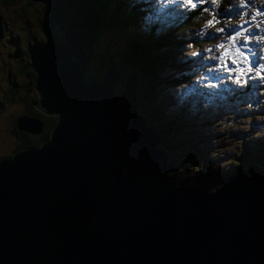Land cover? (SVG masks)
I'll return each instance as SVG.
<instances>
[{
  "label": "water",
  "instance_id": "95a60500",
  "mask_svg": "<svg viewBox=\"0 0 264 264\" xmlns=\"http://www.w3.org/2000/svg\"><path fill=\"white\" fill-rule=\"evenodd\" d=\"M27 1L46 7L45 40L28 55L32 104L56 120L47 139L0 159V264H264L263 168L210 190L177 183L137 114V72L113 91L123 65L104 52L101 79L85 80L100 24L92 1ZM16 127L41 122L20 115Z\"/></svg>",
  "mask_w": 264,
  "mask_h": 264
},
{
  "label": "rangeland",
  "instance_id": "374dc122",
  "mask_svg": "<svg viewBox=\"0 0 264 264\" xmlns=\"http://www.w3.org/2000/svg\"><path fill=\"white\" fill-rule=\"evenodd\" d=\"M157 1V5L154 4L155 16H150L152 20L147 25V31H153L158 34L157 30L160 28H166L171 22L177 23L178 20L187 17L189 12L181 11L180 17L176 18L174 16V10L177 7L191 8L190 5H180L179 0L176 3H172L171 0H154ZM198 0H192L194 3ZM34 8H40L38 5H32ZM229 12L223 13L222 11H217L214 13L216 18L215 24L207 26L206 21L208 16L201 21V26L199 30H190L187 28L185 32L180 34L174 33L173 29L167 30L164 32V36L170 35L174 39L180 40L178 46L175 47L176 57L184 60L189 54L197 53L199 56V61H197L199 69V74L196 81L192 82L190 88H184L177 84L175 87L169 85L165 89H162V92H170V103L167 105L168 112L173 115L177 114V110L181 109L184 115V122L191 118L192 116L198 115L201 111L208 112L210 104H205L204 100L209 96V93L214 90L218 91L220 94L214 99L217 103L215 107H211V113L208 119L204 121V118L201 117L199 126L196 124L188 122L183 124L182 131L185 132L183 137H191L192 135H203L199 136V141L194 142V144L189 143L186 146H183L182 149L178 150L175 153L176 158L182 159L185 161V167L183 169L181 166H176L179 171H185L184 174L187 175L186 179H192V182H198L200 184H207V187L210 189L213 186L217 185L219 182V177H212L214 171H223L227 168L232 167V162L230 158L234 155L236 151L237 144L240 140H247L250 144L260 142L262 147H264V121L261 117L251 109L252 105L249 104H238L234 103L230 105L226 99L229 95L227 90H232L243 84L245 77H251L249 70L247 71L244 66H247L245 63H242L244 60L240 59L239 54H236L231 50L230 55H235L237 59H240L239 69L237 65L232 63V60L228 57L225 58L228 69H237L235 71H228L223 67L222 61L217 59H211L212 56L219 57L221 53L225 51V48L229 47V44H225V48H217V45L221 41H227L229 36L235 35V31L240 30L241 27L247 29L244 34L237 38L238 44H243L244 37L248 38V48L242 49L249 60L252 56V53H255L256 59H261L264 62V0H246L244 2L239 0H228L227 4ZM26 11L23 12L22 9ZM170 8V9H169ZM108 9V8H107ZM114 11H116L114 9ZM111 10V15L114 18L117 15ZM41 11L29 9L23 6L22 0H14L12 2H4L0 0V29L1 32H4L6 39L3 44L0 43V84L3 80H8L11 86H14L11 83V70L13 67V55L14 49L17 50L20 48H27L29 38H37L38 30L36 27L30 25L34 13L40 14ZM107 10L100 13L101 22L98 27L102 26L107 19ZM163 14L165 15L164 17ZM232 18L233 22L228 18ZM253 17L255 19L253 20ZM211 20L212 18L209 17ZM247 21L248 23H244ZM154 24V25H153ZM29 25V28L23 26ZM111 29L105 34L104 39L101 43H112L115 50L117 46L120 45V48L124 50V45L128 41L127 35L122 34L121 28L117 27L116 24L110 21ZM153 26V28H151ZM177 25L176 27H178ZM259 28V31H252V28ZM223 28V32L217 31L218 29ZM195 33V39L197 43L192 46L187 44L189 37ZM212 34L209 36L208 34ZM25 36V37H24ZM23 39L20 40V38ZM19 39L17 46H14L15 40ZM19 45V46H18ZM92 56L94 54V48ZM211 49V51H207ZM90 56L88 57L89 62ZM127 58L124 55L119 60L120 66L126 67ZM117 68H119L118 60H116ZM219 63L220 66L215 67ZM107 66V63L104 64V68ZM6 70V72H5ZM242 70L244 75L240 77V81L237 82L235 77L238 75L239 71ZM183 73V70H178L174 75L179 76ZM92 74V69L87 71V76ZM19 78L16 79L18 85V91L21 92L23 87L21 86L22 78L18 75ZM219 81V82H218ZM183 83V82H182ZM196 86V87H192ZM123 87V86H122ZM113 91L117 90L113 88ZM122 90V88H121ZM226 90V91H225ZM180 93L184 95L193 94L194 99H197L196 102H193L190 106L180 107L186 101H180ZM0 94L4 95V92L0 88ZM176 94V95H174ZM224 96V97H223ZM245 99L241 100L244 101ZM7 99L4 100V103L0 105L3 106L7 103ZM253 101H263L264 103V94H259L256 96ZM15 107L14 104H10L9 111L13 110ZM1 109V108H0ZM1 112V110H0ZM143 112V111H140ZM10 114L9 116H11ZM169 119H172L169 118ZM199 120V119H198ZM205 122V123H204ZM188 124V125H187ZM159 135L158 145L160 143L161 134ZM15 137L10 133L9 128H2L0 124V155L7 154L12 148H14ZM163 147V145H162ZM166 149L165 147H163ZM167 150V149H166ZM168 152V150H167ZM242 166L240 168H243ZM174 168V169H175Z\"/></svg>",
  "mask_w": 264,
  "mask_h": 264
},
{
  "label": "trees",
  "instance_id": "16d2710c",
  "mask_svg": "<svg viewBox=\"0 0 264 264\" xmlns=\"http://www.w3.org/2000/svg\"><path fill=\"white\" fill-rule=\"evenodd\" d=\"M8 1L12 2L13 0ZM91 1L95 4L97 9H99L100 13L104 12V10L108 11V25H110L111 21L119 28H122L124 24H128L131 27V32L127 35L128 41L124 45L123 51L125 52L124 55L128 59L126 62V66L128 67H125V69H135L138 74L139 108L141 111L145 112L147 123L156 127L160 132V143L168 150V159L173 162L174 168L179 165L183 169H187L185 167L184 160L176 158L175 161V153L182 149L183 146H186V144H194V142L199 140V136L192 135L189 138L183 137L185 132L182 131L181 127L183 124L186 125L188 121L191 122V120H193V124H196V127L199 126L198 124L201 122L200 118L203 117V115L200 116L198 114L199 117L197 115L196 117L192 116L184 122L185 114L181 109H178L176 115L171 114L168 116L164 112L167 106L166 100L168 99V95L162 93V85L186 82L189 79V74H180L179 76H176L174 73L178 70L186 71L193 61L187 59L180 60L177 58L175 55V47L179 45L180 40L174 39L172 33L166 36L163 34L165 31L171 29H173V32L177 34L185 32L187 28L193 30L198 26V21H202L205 16H208L206 21V24L208 25V21L210 20L209 17L212 18L211 20H216L214 13L219 10L225 12L223 6L226 4V2H224V0H213L209 2V4L203 3L205 6L203 9L192 10L189 12L182 23H176V21H173L168 25V27L157 30L158 34L150 31V35H144L139 31L137 23H134L135 18L136 20L138 19L137 12L134 10V17L133 10L130 11L127 9L125 0ZM32 5H38L40 8H34ZM31 6L34 10L39 11L44 8V5L41 3H32ZM114 9L116 11H114ZM205 9L207 10L205 11ZM111 10L115 13L117 12V15H115L114 18L111 15ZM213 24H215V22ZM177 25L179 26L176 27ZM196 43L197 39H195V36L191 35L187 41V44L194 46ZM262 66V61L259 59L253 60L251 58L249 60L246 67H251V77L255 78L247 80L243 87H239L238 91L234 92L233 95L228 99V102L230 105L234 103H245L252 105L251 109L253 112L257 111L256 113L262 118L261 120L264 121L263 101H253L256 96H259V94H264V68ZM257 70H259L261 73L259 76L256 75ZM214 97L216 96L214 95ZM243 99L245 100L241 101ZM187 103H189L188 100ZM209 103L212 107L216 106L214 100L209 101ZM10 104L15 105L12 111L7 109L9 108ZM182 107H184V103ZM17 108L18 104L13 102L11 99H9L5 105L1 106L0 124H2V128H9L10 133L16 138V141L14 148H12L7 154L0 155V159L10 156L14 150H17L21 147H35L39 144L38 142H32L30 138L24 134H21L17 127L14 126V122L18 116L27 115L25 113H19V109ZM10 114L12 115L9 116ZM210 114L212 115L213 113H211V110L209 109L208 113L204 115V121L208 119ZM171 117L172 119H169ZM181 117L183 118L182 120ZM200 137H203V135ZM258 143L260 142H257V144H250L247 140H240L237 144L234 155L230 158L233 166L223 171H214L212 177L215 178L218 176V182H220L230 171L245 165L247 166L251 163H258L264 169V147L260 145L261 143ZM184 172V170L182 172L179 171L178 168H175L168 174H174L177 183H181L185 180H192L186 179L187 175H185ZM262 173H264V170ZM195 183L200 190H203L204 188L209 189L207 184H200L198 182Z\"/></svg>",
  "mask_w": 264,
  "mask_h": 264
},
{
  "label": "flooded vegetation",
  "instance_id": "af4514ba",
  "mask_svg": "<svg viewBox=\"0 0 264 264\" xmlns=\"http://www.w3.org/2000/svg\"><path fill=\"white\" fill-rule=\"evenodd\" d=\"M3 1L10 2L8 0H3ZM44 10L45 9L43 8L40 14L35 13V16L33 19V23L35 24L36 29L38 30V37L36 39L25 37V36H24L25 38L23 37L25 40L28 39V43L35 44L37 42H41L44 39V36L41 33V28H40L41 20L43 18V15L45 14ZM22 11L24 10L22 9ZM110 29L111 27L109 25H106V26L101 27L95 32L94 42H93V48H94L93 56L91 53L92 74L90 76V79H93L96 76V74H98L100 71H104L105 61L102 60V56L104 52L112 54L115 60H118V61L125 54V52L120 48V45L117 46V50H115L112 43H109V44L101 43V41L105 37V34ZM4 34L5 33L1 32V29H0V43L1 44H3V42L6 41V39H4L5 37ZM22 39L20 38V40ZM18 43H19V39L17 38L15 40L14 46L15 45L17 46ZM19 49L20 50H17L16 47L14 49L13 67H11L12 68L11 83L14 86H11L8 80L2 81V83L0 84V88L4 92V95L0 94V105L4 103L5 99L7 100L11 99L13 102H16L18 104L17 109H19V113H25L29 117H34L40 120L41 129L38 132L18 130L19 132H21V134H24L25 136L30 138L32 142L40 143L44 141L45 139H47V137L49 136V131L52 128L53 124L55 123L56 116L51 115V114H45L32 104V102H35V99L37 98V93H36L35 88L33 87L34 72L29 66V56H28L29 49L25 47L24 48L19 47ZM107 66H108V63H107ZM125 74H126L125 70L121 69L119 74L117 75L118 83H121L123 81ZM18 75H20L22 78L21 86L23 87V90L21 92L18 91V85L16 83V79L19 78ZM14 126H16V120L14 122Z\"/></svg>",
  "mask_w": 264,
  "mask_h": 264
},
{
  "label": "clouds",
  "instance_id": "9594fccd",
  "mask_svg": "<svg viewBox=\"0 0 264 264\" xmlns=\"http://www.w3.org/2000/svg\"><path fill=\"white\" fill-rule=\"evenodd\" d=\"M211 1H213V0H198V1H195L194 3L197 5V7H195V8H183V7H177V9H175L174 10V16L176 17V18H178V17H180V16H182L181 15V11L180 10H183V11H186V12H191L192 10H200V9H203L205 6H204V4L203 3H205V4H209V2H211ZM239 1H242V2H244V1H246V0H239ZM27 2H30V3H27ZM125 2H126V7H127V9H129L130 11L131 10H133V12H134V17H135V11L137 12V16H138V19L136 20V18H135V20H134V23H137V25H138V29H139V31L142 33V34H144V35H150V33H149V31H147L148 29H147V25L149 24V22H151L152 20L150 19V16H155L154 14H155V11H154V4H156L157 5V1H154V0H125ZM224 2H226V4L223 6V9H224V11L225 12H223V13H226V12H229L230 11V9H228V7H227V4H228V0H224ZM22 3H23V6L24 7H26V8H29V9H33V7L31 6V4L32 3H41V2H32V1H27V0H22ZM93 3V2H92ZM41 4H43V3H41ZM94 4V3H93ZM44 5V4H43ZM94 6H95V4H94ZM95 8L97 9V7L95 6ZM44 11H45V14L43 15V18L46 16V7H45V5H44ZM170 9V8H169ZM23 12H25L26 10L23 8ZM34 10V9H33ZM98 10V12H99V17H100V11H99V9H97ZM135 10V11H134ZM220 11V10H219ZM34 16H35V13H34ZM165 15L163 14V16L162 17H164ZM42 18V19H43ZM186 17H184L183 19H181V20H178L177 21V23H182V21L185 19ZM33 19H34V17H32V19H31V21H30V25L31 26H34V27H36L35 26V24L33 23ZM229 20H231L232 22H233V19L232 18H228ZM100 22H101V18H100ZM105 23L102 25V26H100V27H97L96 28V30H95V32L98 30V29H100L101 27H103V26H106V25H108L107 24V21H104ZM199 22V24H198V26L195 28V29H193V30H199V28H200V26H201V21H198ZM41 24V23H40ZM154 25V24H153ZM23 26H25V27H27V28H29V25H23ZM153 27V26H152ZM255 29H253L252 28V31H259V28H256V27H254ZM30 29V28H29ZM121 31H122V34H124V35H127V34H129L130 32H131V27L128 25V24H124L123 25V27L121 28ZM95 32L93 33V42H94V36H95ZM147 32V33H146ZM41 33L43 34V36H44V39L41 41V42H37V43H35V44H32V43H27V48L30 50V47H32V46H34V45H39V44H41L44 40H45V35H44V33H43V31L41 30ZM56 34H59V33H56ZM193 36L195 35V33H193L192 34ZM92 47H93V43H92ZM93 52V50L91 49V51H89V56H90V59H89V62H88V65H87V68L84 70V77H85V80L86 81H89V80H91L90 79V76H87V71H89L90 69H92V66H91V53ZM237 54V53H236ZM252 59H253V57H251ZM250 58V59H251ZM187 60H192L193 61V64H198L197 63V61H199V56L198 55H193V53L191 54V58H186ZM240 59H242L241 57H240ZM240 59H238V60H240ZM249 59V60H250ZM20 60V59H19ZM181 60V59H180ZM194 60H196V63H194ZM249 60H244L242 63H245L246 65H248V62H249ZM253 60H256V58L255 59H253ZM259 60H261V59H259ZM262 61V60H261ZM13 63V62H12ZM118 64H119V67H121L120 66V63H119V61H118ZM182 64V63H181ZM262 64H263V66H264V62L262 61ZM115 67L117 68V63H116V60H115ZM126 67H128V66H126ZM245 67V69L248 71V67H246V66H244ZM264 68V67H263ZM122 69H124L125 70V72H126V70H129V68H126L125 69V67H122ZM133 70V69H132ZM135 70V69H134ZM187 71V70H186ZM186 71H183V72H186ZM102 74H103V71H100L98 74H96V76L93 78V79H101V77H102ZM183 74V73H182ZM249 74L252 76V74H251V72L249 71ZM98 76V77H97ZM126 77H127V74H125V76H124V79H123V81L121 82V83H118L117 81H118V79H116L115 80V82H114V85H113V88H118L117 89V91H115V92H119L120 90H121V88H122V86H123V84H124V81H125V79H126ZM247 78V79H246ZM251 78L250 77H245L244 78V80H243V84L241 85V86H239V87H243L244 85H245V83H246V81L247 80H250ZM219 82V81H218ZM33 83H34V81H33ZM181 83V85L180 86H183V83L182 82H178V83H176V84H168V85H162V88H161V90L162 89H165L167 86H169V85H171V86H173V87H175L177 84H180ZM117 84H118V86H117ZM184 87V86H183ZM239 87H237V88H233L232 90H227L228 91V93H229V95H227L228 97L226 98V99H224V100H226L227 102H228V99L233 95V93L234 92H236V91H238V88ZM185 88V87H184ZM226 91V90H225ZM162 93H164V92H162ZM166 95H168V99L166 100V103H167V105L170 103V101H171V99H170V92H168L167 91V93H165ZM174 95H176V94H174ZM179 99H180V101H184V100H186V102H184V107H186V105H191L193 102H196L197 101V99H194V97H192V95L190 94V95H184L183 93H180V95H179ZM212 98H216V97H212V96H207V98L204 100V103L205 104H210L209 103V101H213L214 99H212ZM37 99V98H36ZM36 99H35V101H36ZM187 100L189 101V103H187ZM215 101V100H214ZM215 103H216V101H215ZM216 105H217V103H216ZM183 105H180V107H182ZM211 107L212 106H210L209 108H207L208 110L210 109L211 110ZM138 109H137V113L138 112H140L141 110H140V108H139V105H138V107H137ZM165 114L166 115H171V113L170 112H168V108H167V106H166V108H165ZM177 112H178V110H177ZM141 113H143V115L145 116V125H147V126H151V127H154V126H152V125H150L149 123H147V117H146V115H145V112L143 111V112H141ZM206 113H208V112H204V111H201V113L199 114L200 116L201 115H203V118H204V115L206 114ZM51 115H54V114H51ZM199 115H197L198 117H199ZM56 116V115H55ZM194 117H196V115L194 116ZM197 117V118H198ZM183 118L181 117V120H182ZM190 123H193V120H191V122H189L188 121V124H190ZM154 128H156V127H154ZM157 129V128H156ZM157 131H158V129H157ZM158 133H159V131H158ZM197 136H201V135H197ZM199 141V140H198ZM162 146V145H161ZM168 153V152H167ZM168 158H169V155H168ZM168 161H170L169 159H167ZM172 162V161H171ZM251 164H253V163H251ZM258 164V163H257ZM260 165V164H259ZM246 166V165H245ZM248 166V165H247ZM261 166V165H260ZM262 167V166H261ZM240 168V167H239ZM239 168H237V169H239ZM236 170V169H235ZM264 170V169H263ZM234 171V170H233ZM233 171H230L229 173H231V172H233ZM228 173V174H229ZM227 174V175H228ZM226 175V176H227ZM225 176V177H226ZM225 179V178H224ZM184 183H189V182H192L191 180H185V181H183ZM182 182V183H183ZM221 182V181H220ZM219 182V183H220ZM192 183H194L195 185H196V183L195 182H192ZM218 183V184H219ZM217 184V185H218ZM197 186V185H196ZM198 187V186H197Z\"/></svg>",
  "mask_w": 264,
  "mask_h": 264
},
{
  "label": "snow or ice",
  "instance_id": "6c2138e0",
  "mask_svg": "<svg viewBox=\"0 0 264 264\" xmlns=\"http://www.w3.org/2000/svg\"><path fill=\"white\" fill-rule=\"evenodd\" d=\"M172 3H176L177 0H171ZM179 4L180 5H190L192 8H195L197 7V5L195 3L192 2V0H179ZM207 9H205L206 11ZM255 19V17H253V20ZM216 22L215 20H209L208 21V25L207 26H211L213 25V23ZM244 23H248L247 21H245ZM217 31L219 32H223L224 29L221 28V29H218ZM247 31V29H244L243 27H241L240 30H237L235 31V35H232V36H229L228 37V40L227 41H221L220 44L217 45V48H225V44H229L230 45V48H225V51L223 53L220 54L219 57H216V56H212L211 59H217L219 61H222L224 62L223 63V67L228 70V71H235L237 69H239V65H240V62L237 57L235 55H230V52H231V49H235V53L239 54V56L243 59V60H247V57L245 56V53L242 51V49H247L248 48V38L247 36L244 37V43L243 44H238L237 43V38L242 36L244 34V32ZM209 36H211L212 34H208ZM207 51H211V49H208ZM193 55H197V53H193ZM252 56H253V59H255V56L256 54L255 53H252ZM228 57L232 60V63L234 65H237V69H228L227 67V63H226V60L225 58ZM220 66V65H218ZM264 67V66H262ZM249 71H251V67H249L248 69ZM261 73L259 70H257L256 72V75L259 76ZM244 75L243 71L240 70L238 75L235 77L236 81L239 82L240 81V77ZM252 79H254L255 77H250Z\"/></svg>",
  "mask_w": 264,
  "mask_h": 264
},
{
  "label": "bare ground",
  "instance_id": "6f19581e",
  "mask_svg": "<svg viewBox=\"0 0 264 264\" xmlns=\"http://www.w3.org/2000/svg\"><path fill=\"white\" fill-rule=\"evenodd\" d=\"M96 17H94V19H95ZM84 53H86V51H84ZM112 55V54H111ZM113 56V55H112ZM115 59V58H114ZM116 65H115V63H114V67H115ZM137 114H139V113H137Z\"/></svg>",
  "mask_w": 264,
  "mask_h": 264
}]
</instances>
